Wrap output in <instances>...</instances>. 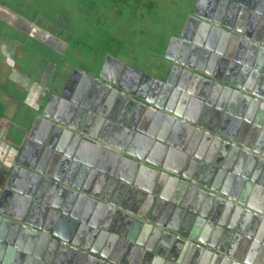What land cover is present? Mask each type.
Wrapping results in <instances>:
<instances>
[{
  "label": "crops",
  "instance_id": "0c3cea01",
  "mask_svg": "<svg viewBox=\"0 0 264 264\" xmlns=\"http://www.w3.org/2000/svg\"><path fill=\"white\" fill-rule=\"evenodd\" d=\"M0 8L1 10L5 9L1 4ZM6 14L7 17H17V14L12 12H6ZM262 42L264 43L263 40ZM235 45L236 49L231 50L233 66L229 68L225 79H231L235 82L234 86L237 84L239 88L219 82L216 76L219 73L218 68L210 71L206 66L193 64L187 60L184 62L186 68L176 69L170 93L163 96L164 92L158 91L156 98L153 97V100L158 102V106L142 100L143 110L138 111L137 119L133 123L134 129L129 128L127 124L129 118L124 120L123 125H117L115 128L121 129L122 133L135 132L136 136L125 137L121 132L115 135L114 131L116 130H113L104 141V151H84L82 154L81 160L84 164L81 165L88 171L85 172L79 187L81 189L88 188L90 194L96 197L94 210L86 218L88 223L94 222V224L89 226V229L81 230V233H78L79 227H76L75 235L70 240L79 246H86L85 244L88 242L90 250L97 254H90V252L74 246L70 248L75 249L77 253L69 252V249L64 246H52L48 241L44 247L36 245L37 238L32 232L35 231L33 228L38 225V221L32 216L27 220L26 226L30 232L24 231V234L20 236L18 247L13 251L5 250L3 262H7L6 264H33L35 258L31 256L37 253L42 255L43 264H108L109 261L102 257L107 254L108 249L110 251L107 255L112 257L111 247L117 246L119 243V235L112 230L116 229V217L118 220H122V223L125 222L129 225L125 231L124 239L127 245L122 248L123 255L127 256L131 250L133 254V250L137 246L136 242L129 240L134 237L132 232H135L134 238L142 244L141 246H145L142 248L144 252L140 255L139 264H250V261H253L254 264L264 259L262 254L264 249L263 168V171L256 176L263 183H253V186L246 192L230 187H218L219 195L227 200V204L221 200L200 199L201 205L198 210L209 215L216 209L220 220L219 226L212 225L210 222H205L202 225L198 240L207 246H200L191 241L189 239L190 229L187 227L182 229L175 224L179 207L174 204L181 200L180 194L182 188L185 187L181 175H184L189 184L191 181H195V176L191 173L192 168L190 167L189 171L185 169L187 160L184 151H180L179 147L190 146L194 142L197 146L203 143L202 137H197L191 131L184 130L183 133L176 134L177 125L191 127L207 135H209L207 130L201 128L200 123L209 124L214 121L216 124L225 125L223 136H214L221 143L223 140L226 141L223 146H211L209 149L207 146L204 149L206 151L201 149L202 151L192 152H209L223 157V150L229 149L225 145L231 144L232 147L264 159L263 155L258 154V151L264 152V149L261 148V141L264 140V119L258 113H254L250 118L242 109L244 97H246L250 101L251 108L256 107L255 111L263 110L264 112V64L261 71L249 68L248 59L238 51L242 46L241 42H237ZM229 46V42L223 46L226 52L230 49ZM1 47L3 49L0 51V73H6L10 79L15 78L14 81L17 83L20 81L19 73L10 68L11 64L8 62V59L13 58L16 53L13 50V44L5 45L3 42ZM164 55L162 60L168 63V69L163 81L174 67V63L165 60ZM56 70L54 67L53 72L55 73ZM246 70L249 71L246 72ZM44 72L46 73L44 68L37 71V77L32 80L31 87L18 86L17 88L22 98L20 105L26 106L27 110L25 111L29 113L24 117L29 122L25 124L27 130L18 129L20 127L17 125L16 128L21 134L16 132L14 135V131L13 133L10 131L12 124L0 114V180L3 177V171H11V166L19 158L34 117L39 112L36 111H41L49 96L54 94V91L50 87V89L48 88V84L45 85L42 81ZM185 78L191 81L187 91L180 89L184 88L182 81ZM241 78L242 82H240ZM195 84L204 88L201 94H196ZM55 92L60 93L61 91L58 89ZM42 96H44L43 99ZM139 128H143V131L139 132ZM151 132H154V137L161 135L162 138L156 140L154 144H149L150 137L148 135H152ZM171 132H175L173 140L169 138ZM101 144L99 142L98 147ZM32 151L34 150L30 148L25 152L24 156L27 157L23 158L24 163L28 164L27 159L33 154ZM190 166H192L191 163ZM247 166L243 167L244 172H246ZM105 173H111L112 176ZM165 173L166 175H163ZM93 174L95 177L92 186L89 187L87 181L89 178H93ZM113 175L117 179L112 180L114 179ZM16 179H20L19 176ZM64 180L66 183L67 179ZM204 182L205 180L199 183L204 184ZM64 197H66L65 194H60L57 197L60 199L58 203ZM103 198L107 200L109 203L107 207L110 208L106 214L103 213L104 210L99 209L98 205L100 203L98 201ZM54 201L57 204V200L53 199ZM85 201L83 197L76 196L74 205L78 207ZM50 203H52V198H50ZM168 205H172V208L166 217ZM48 209L50 211V208ZM84 209L82 208V214L85 212ZM226 212L227 215L223 218V214ZM102 215L108 219L100 223ZM257 217L260 221L256 219ZM43 218H46V214ZM68 228L70 227L68 226ZM46 229L49 230V227ZM55 229L50 230L52 234L56 232ZM215 235L218 236V239L214 237ZM254 238H260L261 243L257 245ZM24 249L28 252L24 253ZM145 252H148V255H145ZM233 252L237 254L235 258L230 257ZM101 255L103 256L101 257ZM126 260L129 261V257L118 259L123 263Z\"/></svg>",
  "mask_w": 264,
  "mask_h": 264
},
{
  "label": "water",
  "instance_id": "95a60500",
  "mask_svg": "<svg viewBox=\"0 0 264 264\" xmlns=\"http://www.w3.org/2000/svg\"><path fill=\"white\" fill-rule=\"evenodd\" d=\"M201 1H203L202 3L204 4L209 3L213 11L215 10L217 2L221 4L222 1L224 2V8L222 9V13L219 14L218 21L200 20L202 28L196 39H194V35L188 37L180 35L178 39L170 42L165 51L164 59L170 63H174V67L164 81L162 79L165 76L164 69H154L155 72H157L158 78H151L135 69L126 67V69L131 72L128 79L133 72L135 73L134 76L136 78L133 85L134 87H138L141 81L145 80V82H147H144L146 85V93L150 92L153 94V97L156 98V93L162 91L164 92L163 96H166V94L171 91L170 87L173 85L176 69L179 67L186 68L184 62L187 60L193 64L206 66L210 71L214 68H218V74L225 77L228 75L229 68L233 66L231 53L236 49L235 43L237 42H241L242 46L238 51L248 59V67L256 71H261L264 64V43L262 42V37L264 36V9L262 12L255 13V11H253V6H251L242 10L241 15L236 17L235 13L232 15L228 9L233 5L237 6L243 4L241 2L242 0H234V2L229 0H197L196 4ZM255 3L260 4L261 2L255 1ZM213 11L211 13H213ZM226 19L235 24L238 28L233 30L232 27L226 26L225 24L223 25ZM187 26L184 29L185 31L187 30ZM226 42L230 44L228 52H226L223 47L226 45ZM177 58H179V61H176ZM112 60L124 67L123 63L120 61L115 59ZM104 69L105 65L102 68V72ZM248 71L249 70H246V72ZM120 78L119 74L116 75L112 87L118 90L117 93L119 96L127 98V92H124L117 85V79L119 80ZM98 79L104 80L105 78L100 74ZM104 81L107 82L106 79ZM242 81L243 79L241 78L240 82ZM69 82L70 81L66 83L65 88L60 93L55 92V90L59 89L58 81L54 84L52 88L54 94L49 96L42 111H36L39 112L34 117L19 158H17L13 166H11V171H3V177L0 180V264L7 263L3 262L5 250L13 251L18 247L20 236L24 234V231L26 233L30 232L26 226L27 220L32 218V216L38 221V225L33 228L35 231H31L37 238L36 245L44 247L48 241L52 246H74L83 251H88L90 254H97L95 251L90 250L88 242L86 246H79L76 243H72L70 240L75 235L74 231L76 227L80 228H78V233H81V230L89 229L90 226L86 219L83 218V210L74 205L76 196L80 198L83 197L86 200L84 204H80V207H85L84 205L88 201L95 202L94 200L96 199L95 196L90 194L88 188L81 189V187H79L82 183L83 176L86 174L85 172L88 171L81 165L84 164L81 160L82 154L84 153L81 146L84 144L95 146L94 140L91 138L88 139L87 136L80 131V128L82 127V129L86 128L88 130L100 132L104 143V140L115 128H117V125H120L125 120L122 116V112H124L126 107H129L132 112L135 106H133V102L126 105L125 101L122 99V102L117 101L112 112L111 102H106V98L97 97L93 102V99L82 97L86 88L79 90L81 93L78 92L77 98H71V96L69 97L64 94L65 92H71V90H68ZM182 82L184 88L180 89L187 91L191 85V81L185 78ZM224 84L239 88L238 85L234 86L228 82H224ZM203 89L204 88L198 84L194 85V90L197 92L196 94H201V92L204 91ZM105 92H108V89H105ZM103 95L105 94L103 93ZM244 101L242 109L246 116L252 118L254 113H258L259 116L264 119L263 110L255 111L256 107L251 108L249 104L250 101L246 97H244ZM222 108H224L223 105ZM62 118L72 121L78 127L73 129L69 128V126L61 122ZM148 136L150 137L148 139L149 144H154L156 140L162 138H155L153 135ZM224 142L226 141L223 140V143ZM61 144L64 150L60 148ZM167 144L170 145V143ZM228 146H230L229 149L223 150V157L209 152H192L198 151L197 149H193L192 145H185L183 148L179 147L180 151H184L185 159L187 160L185 169L189 171V168H192L191 173L195 176V181H191L189 184L186 182L184 175H181L185 187L182 188V193L180 194L182 198L179 203H173L175 206L179 207L175 224L182 229L185 227L190 229L189 233H191V236L189 239L198 243L200 246H207L202 241L198 240L202 225L205 222H210L212 225H220L219 215L216 214V209L209 215L198 210L201 205L200 199H211L212 201L221 200L223 203L227 204V200H224L219 195L218 187H230L231 189L235 188L236 190L238 189L246 192L253 186V183H263V181H260L256 176L259 172L263 171L262 168L264 169V159L255 157L251 153L240 149L233 151L234 147H232L231 144ZM30 148L34 151H32L33 154L30 157L28 156V164H26L22 160L27 157L24 156V154ZM95 148L97 149L99 147ZM261 148L264 149V140L261 141ZM258 154L264 157V152L258 151ZM190 163L192 166H190ZM246 165L248 166L246 172H244L243 167ZM253 170L254 172H252ZM105 174L112 176L111 173ZM163 175H166V173ZM17 176H19L20 179H16ZM94 177L95 174H93V178L88 179L87 184L89 187L92 186ZM113 177L114 179L112 180L117 179L116 176L113 175ZM64 179H67L68 183H65ZM204 180V184L199 183ZM55 193L58 194L56 195ZM60 194H65L66 197L58 203L60 199L57 197ZM50 198H52L53 204L50 203ZM53 199L57 200V204L55 201L53 202ZM98 202H100L98 204L99 209L101 208L104 210L103 213L105 212L106 214L110 211V208L107 207L109 203L105 198ZM110 206H113V204H110ZM48 208H50V211ZM171 208L172 205H168L166 217H168ZM45 214L46 218H43ZM225 215H227V212L223 214V218ZM106 219H108V217H103L102 215L100 217V223H103ZM256 219L258 220V217ZM122 222V220H118L116 217V229L114 230L113 228L112 230L114 232L116 231L119 235V237L117 236L119 243L117 246L111 247V251L113 252L112 257L107 255L110 249L106 252L107 254H104V256L101 255V257L103 256L102 258L108 260L110 262H108V264H139L140 255L144 252L142 248H145V246H141L142 244L134 238L135 232H132L134 237L129 240L136 242L138 247L136 246L133 250V254L131 250L127 256L123 255L122 248L124 245H127L124 236L129 225ZM93 224L94 222H92V225ZM160 225L162 226V223H160ZM68 226L70 228H68ZM46 227H49V230H47ZM54 228H56V232L52 234L50 230ZM65 233L69 234L66 236ZM214 237L218 239V236L215 235ZM250 237L253 238V236ZM254 240L257 245L261 243L260 238H254ZM23 251L24 253L28 252L25 251V249ZM144 254L148 255V252ZM262 254L264 256V249L262 250ZM236 255L237 254L233 252L230 257L235 258ZM31 257L35 258L33 264H43L41 261L42 255L35 253L32 254ZM120 257H129L130 262L128 260L124 263L122 261L119 262L118 259ZM252 262L253 261H250L249 263L253 264ZM254 264H264V259Z\"/></svg>",
  "mask_w": 264,
  "mask_h": 264
},
{
  "label": "rangeland",
  "instance_id": "374dc122",
  "mask_svg": "<svg viewBox=\"0 0 264 264\" xmlns=\"http://www.w3.org/2000/svg\"><path fill=\"white\" fill-rule=\"evenodd\" d=\"M196 1L0 0L8 12L28 17L42 15L70 39L64 51L59 50L58 43L54 50L48 42L39 43L18 33L2 19L0 37L7 34L25 43L14 71L31 80L37 77L36 69L44 65L55 67L56 81L65 83L74 70L101 69L107 58L140 70L147 77L158 78L155 70L168 69L162 56L170 42L180 37L185 18ZM8 41L4 40V44ZM17 88L6 73H0V114L12 124L10 131L14 135L21 134L18 129L27 130L25 124L29 123L24 118L29 113L26 106L20 105L22 98Z\"/></svg>",
  "mask_w": 264,
  "mask_h": 264
},
{
  "label": "flooded vegetation",
  "instance_id": "af4514ba",
  "mask_svg": "<svg viewBox=\"0 0 264 264\" xmlns=\"http://www.w3.org/2000/svg\"><path fill=\"white\" fill-rule=\"evenodd\" d=\"M229 1L234 2V0H229ZM255 1H258L261 3L258 4V3H255ZM202 2L203 1L199 2L198 4H196V2H195L193 7L190 9L189 13L187 14V17L185 18L186 20L184 21L183 28L181 30V34H180L181 36H187L188 37L190 35H194V39H196L199 31L201 32V28H202L200 20H206V21H212V22L218 21L219 14L222 13V9L224 8V2L222 1V4L220 2H217L214 11L212 10V7L209 3L204 4ZM241 2L243 4H239L237 6L233 5L230 9H228V11H230L232 15L235 13V15L237 17V16L241 15L242 10H244L245 8L251 7V6H253V11H255V13L262 12L264 9V8H262V7H264L263 6L264 0H260V1L259 0H242ZM212 11H213V13H211ZM6 12H8V11H6V9L1 10V8H0V19L7 22L8 25L15 27L16 31L18 33H21L23 35L28 36L29 38H31V40H34V41H37V42L43 43V44L48 42V45L50 46V48H52L54 50L56 47V43H58L61 47L59 49L61 52L65 50V46L69 45L68 40L70 38L68 39L67 35H63L62 32H64V31L61 30L60 28L54 26L53 24L51 25L50 22H48L47 19L45 17H43L42 15L37 14L35 17H28V16H25L23 14H19L17 12L18 18H12L10 16L12 18L11 19L9 16L7 17ZM39 16H41V17L39 18ZM224 24L226 26L232 27L233 30H235V28H238L235 24H233L232 22H230L227 19L223 22V25ZM186 26H187V30L185 31L184 29ZM183 30H184V32H183ZM55 32L59 36H56L54 34ZM6 37H8V38H6ZM56 37H61V38L57 39ZM7 39L10 40V41H8L10 44H13L14 52L16 51L13 58L8 59V62L11 64L10 68L15 69L16 68L15 66L17 63L16 60H17V57L19 55V51H21L22 48H24L25 43L19 42V39H16L15 37L11 38L10 35L6 34V35H3V37H0V47L3 46L4 40H7ZM262 40L264 41V39H262ZM2 49H3V47H1L0 51ZM177 61H179V58H177ZM104 65H105V69L102 72V68ZM123 65H124V67L121 66L120 64H118L116 61H113L112 59L107 58L106 64L104 63L101 69H99V68L95 69L94 68V69H88V70L87 69H79L78 71L74 70L72 72V75L67 78V80L70 81L68 84V87H69L68 90H71V92H68V93L65 92L64 94L69 96V97L71 96V98H74V97L77 98V94H78L79 90L86 88L85 89L86 93L84 92L82 94V97H85L87 99H93V102L97 99V97H100V98L104 97V98H106V102H108V101L111 102V105H112L111 111L112 112H113V109L115 108L117 101L122 102L121 100L123 99L125 101L126 105L128 103L130 104L131 102H133L134 103L133 105L135 106L134 111L131 112V109L129 107L128 108L126 107L124 112H122V116L125 118V120L127 118H129L127 120V124L129 125V128L134 129L133 123L137 119L138 111L141 112L143 110L142 100L149 101L154 106H158V104H157L158 102L153 100V94L146 93L145 83H147V82H145V80L141 81V83L138 85V87L133 86L134 82H135V78H136L134 76L135 73L133 72L131 77L128 79L131 72H130V70L126 69V67H128L127 65H125V64H123ZM43 68H44V71L46 70V73L45 72L43 73L42 81H44L45 85L48 84V88L50 87L52 90L54 84L57 82L55 73L53 72V68H49L47 66L45 67L44 65H42L41 68H37L36 70L40 71ZM136 71H138V70H136ZM21 74L22 73H19V78H18L20 80L19 82L16 83V81H14L15 78L11 79V81L14 82L15 84H17V86H19V87L20 86L21 87H25V86L31 87L32 80L30 78H27L26 76H22ZM100 74L103 78H105L107 80V82L104 81L105 79L104 80L98 79ZM118 74L120 75L121 78L119 80L117 79V85L124 92H127V98H125L124 96H119V94L117 93L118 90H115L114 87H112V84L115 82V77ZM44 76L46 77L45 79H44ZM216 76L219 79L218 81H220V82H223V83L228 82L229 84H233V85L235 83L234 81H231V79H227V78L225 79L224 76L222 77L218 73L216 74ZM89 79H90V81H89ZM66 81H65V83H59L60 91H62L65 88ZM105 89H108V92H105ZM79 93H81V92H79ZM103 93L105 95H103ZM43 98H44V96H42V99ZM240 99H242V98H240ZM133 100H135L137 102H135ZM159 104H161V102H159ZM43 108L41 109V111L43 110ZM61 122L65 125L69 126V128H72V129L78 127L75 123H73L72 121H69L66 118H64V119L62 118ZM124 123H125V121H123L120 125H123ZM177 126H178V130H177L176 134H178L179 132L183 133L184 130H188V131L195 133L197 135V137H200V136L202 137L203 143H201L199 146H197V144H195V142H194L192 144L193 149H197L198 151H202L201 149H203V151H205L204 149L207 146H208V149L211 146H215V147L220 146V145L223 146V143H221L220 140H218L217 138H214V136H220V137L223 136V134H224L223 127L225 125L216 124V122H214V121L209 123V124H205L204 122L200 123V127L207 130L209 135L204 134L201 131L195 130L194 128H191V127L186 128V127H180L182 125H177ZM114 130H116V131H114L115 135H118V133H120L122 131L121 129H114ZM80 131H82L85 134V136H87L88 139H90V138L93 139L94 143H95L94 147L84 144L83 146H81L82 151H104L103 150V149H105L104 145H103L104 143L102 140V134L100 132H95L94 130L92 131V130H88L86 128L82 129V127L80 128ZM142 131H143V128H139V132H142ZM151 134L153 135L154 132H151ZM122 135H124L125 137H130V138L133 136H136L135 132H132V133L131 132H129V133L123 132ZM174 135H175V132L170 133V137H169L170 140H173ZM137 136L139 137L140 135H137ZM160 137H161V135H158V137L155 136V138H160ZM99 142L102 144H101V146H99V148L96 149L95 147H98ZM225 146L227 148L230 147L228 145H225ZM60 148H62L64 150V148L62 147V144H61ZM237 150H238L237 148H235V147L233 148V151H237ZM65 151H68V150H65ZM69 151H71V150H69ZM78 208L84 209V207H80V205L78 206ZM84 210H85V212L83 215L85 217H88L89 214L92 212V210H94V202L88 201ZM84 216H83V218L86 219ZM86 221H87V219H86ZM87 223H88V221H87ZM88 224H90V226L92 225V223H88ZM75 242H77V241H75ZM64 248L69 249V252L73 251L74 253H77L76 251H74L73 248H70L69 246L68 247L64 246Z\"/></svg>",
  "mask_w": 264,
  "mask_h": 264
}]
</instances>
